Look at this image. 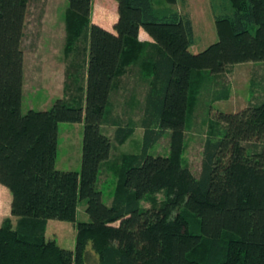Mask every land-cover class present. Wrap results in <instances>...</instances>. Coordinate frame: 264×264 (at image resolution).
I'll list each match as a JSON object with an SVG mask.
<instances>
[{
  "label": "trees",
  "instance_id": "trees-1",
  "mask_svg": "<svg viewBox=\"0 0 264 264\" xmlns=\"http://www.w3.org/2000/svg\"><path fill=\"white\" fill-rule=\"evenodd\" d=\"M117 2L111 31L93 21L92 0H68L64 95L23 112L29 0H0V182L17 216L0 224V264H264V97L210 116L198 174L184 159L187 121L208 74L264 61V0H230L233 12L214 15L217 40L198 52L190 49L189 12L159 15L154 0ZM140 27L154 41L141 40ZM128 72L147 84L144 146L112 162L117 179L107 204L97 182L113 138L101 125L116 126L118 144L133 134L135 120L112 114L111 95ZM222 88L215 100L229 96V84ZM61 121L85 123L80 170L56 167ZM166 131L170 152H148ZM80 198L90 220H77ZM51 218L75 223L74 248L46 236Z\"/></svg>",
  "mask_w": 264,
  "mask_h": 264
},
{
  "label": "rangeland",
  "instance_id": "rangeland-1",
  "mask_svg": "<svg viewBox=\"0 0 264 264\" xmlns=\"http://www.w3.org/2000/svg\"><path fill=\"white\" fill-rule=\"evenodd\" d=\"M94 1V0H93ZM187 3V5H186ZM68 0H29L28 11L25 19L24 34L22 37V49L24 51V84L22 111L29 109H45L52 106L53 102L60 97L61 89L64 88L66 80L67 59L64 53L65 44V21L64 15L68 7ZM156 13L161 15L165 11L176 8L166 0H154ZM190 9L194 21V42L190 46L191 51L198 52L204 49L213 41L217 40L214 15L217 13H231L233 7L230 0H181L179 7ZM109 9V5H106ZM205 89H202L199 97L197 109L192 118L187 121L186 147L184 159L190 165L194 173H199L202 161V150L205 138L209 129V118L215 110L233 111L249 104L251 101H259L264 97V61H247L229 66L226 74L220 76L216 73L208 74ZM215 88L210 89L213 81H218ZM212 81V83H211ZM229 84V96L224 99L215 100L214 90L223 89ZM136 85V99L133 101L124 95V99L113 97L112 102L118 106V112L132 111L131 115L123 114L121 117L128 121L129 125L136 121V128L133 134L124 142L114 141L115 129H105L102 131L113 138L112 156L110 161L104 162L98 177V188L103 191V200L111 204L115 191L117 174L115 167L111 168L113 161H119L123 153H138L144 146V127L140 125L142 110L140 105L145 103L146 93L140 86ZM138 94V95H137ZM127 98V101H126ZM117 105V103H119ZM122 103V106H121ZM131 106V108H129ZM214 108V109H213ZM131 118V119H130ZM84 121H61L59 122L58 146L56 167L64 170H80L82 166V149L84 138ZM116 128V127H115ZM151 154H168L170 152V133L166 131L156 144L149 147ZM163 193H159L157 198L161 200ZM145 206H150L152 200H145ZM73 226V222L60 220ZM77 220H90L86 211V199L78 202ZM66 235L62 244L65 246H75V230L60 229ZM57 234L54 227L50 232ZM68 248V247H66ZM89 250H94L91 246ZM95 253V252H94ZM92 264H97L91 258Z\"/></svg>",
  "mask_w": 264,
  "mask_h": 264
},
{
  "label": "crops",
  "instance_id": "crops-1",
  "mask_svg": "<svg viewBox=\"0 0 264 264\" xmlns=\"http://www.w3.org/2000/svg\"><path fill=\"white\" fill-rule=\"evenodd\" d=\"M179 1H181V0H178V2L175 5H176V8L181 10V8L179 7ZM92 4H93V8H92L93 21L102 25L103 27L107 28L108 30L115 31L114 24L118 20V17H119L117 0H94V1L92 0ZM107 4L109 5V9H106ZM186 5H187V3H186ZM186 8L187 9H184V11L189 12V14L192 18V14H191L190 9H188L187 6H186ZM192 20H193V18H192ZM193 24H194V21H193ZM139 38L141 40L154 41V38L152 37V35H150V33L144 27H140V29H139ZM24 62H25V56H24ZM141 80H142V78L140 77L138 72H128L127 74L122 76L117 90H115V92L111 95V99L113 97H117L118 99L120 98L122 101V98L124 99V95L127 92L128 93L127 97H129V95H130L129 98L134 101L137 97L135 95V93H136L135 88H136L138 81H139V83L141 82L140 86L142 87L143 92L145 93L147 91V84L142 83ZM59 94H60V97H62L64 95V88L61 89V92ZM126 101H127V98H126ZM119 104H120V102L117 103V105H119ZM112 106H113V108H112V114L113 115H120L121 116L123 114H127V115L132 114V111L118 112L117 111L118 106H115L114 104ZM121 106H122V103H121ZM129 108H131V106H129ZM216 111H218V110H215L214 113ZM233 111H235V109H233ZM102 127L106 131V129L109 130V128L115 129L116 126L102 124L101 128ZM109 132H111V131L109 130ZM111 156H112V152H111ZM12 198H13V196H12V192H11L10 188L8 186H6L5 184L0 182V224L2 223L4 218L8 217V216H10L12 218L13 222L16 223L17 216L12 214ZM51 227H54L58 231V232H56L57 234H53L52 231L50 232ZM60 229H63V230L68 229L67 231H70V230L72 231V229L75 230L76 229L75 223L73 222V226H72V225H69L68 223H65L62 221H57L54 218L49 219L47 222L46 236L48 238L56 239L57 242L61 246H64L62 244V242L65 241L66 235L63 232L60 233V231H61ZM75 234H76V230H75ZM69 245L70 246H65V247L74 248V245L73 246H71V244H69Z\"/></svg>",
  "mask_w": 264,
  "mask_h": 264
}]
</instances>
